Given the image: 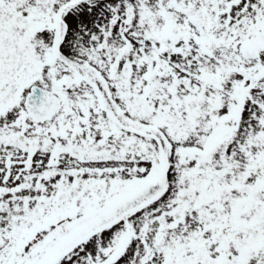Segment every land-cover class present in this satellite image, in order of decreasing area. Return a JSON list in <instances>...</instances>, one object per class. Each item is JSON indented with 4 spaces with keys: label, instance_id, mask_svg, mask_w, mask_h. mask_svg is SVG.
<instances>
[{
    "label": "snow or ice",
    "instance_id": "1",
    "mask_svg": "<svg viewBox=\"0 0 264 264\" xmlns=\"http://www.w3.org/2000/svg\"><path fill=\"white\" fill-rule=\"evenodd\" d=\"M0 264H264V0H0Z\"/></svg>",
    "mask_w": 264,
    "mask_h": 264
}]
</instances>
